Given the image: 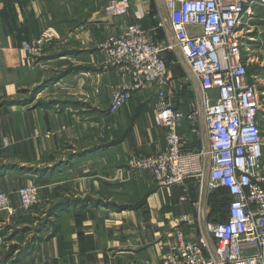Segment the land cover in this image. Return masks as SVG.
I'll return each mask as SVG.
<instances>
[{
  "label": "crops",
  "instance_id": "1",
  "mask_svg": "<svg viewBox=\"0 0 264 264\" xmlns=\"http://www.w3.org/2000/svg\"><path fill=\"white\" fill-rule=\"evenodd\" d=\"M106 1L0 0V163L43 160L38 163L47 167L38 178L22 174L0 179V192L18 207L17 190L32 183L46 204H60L29 253L14 264H161L178 243L177 231L214 252L206 225L217 219L215 191L206 186L200 190L194 178L182 185H158L148 172L127 171L130 157L166 147L164 129L154 121L156 93L135 91L127 105L110 113L114 89L128 78L115 69L103 70L96 47L133 21L139 6L145 12L138 20L142 27L157 43L165 35L173 43L164 0H131L126 19L107 18L102 11ZM199 30L188 27L189 32ZM40 35L60 46L33 59L20 48L21 41ZM176 50L166 51L177 55L183 71L175 76L177 65H169L168 96L175 108L188 113L199 99V84ZM259 60L264 67V58ZM59 71L67 72L29 103L5 102L23 101L25 91ZM260 125L264 131V120ZM178 132L186 150L206 145L202 109L194 119L181 120Z\"/></svg>",
  "mask_w": 264,
  "mask_h": 264
},
{
  "label": "built area",
  "instance_id": "2",
  "mask_svg": "<svg viewBox=\"0 0 264 264\" xmlns=\"http://www.w3.org/2000/svg\"><path fill=\"white\" fill-rule=\"evenodd\" d=\"M131 0H107V18L126 19ZM169 14L173 43H157L151 31L142 27L139 6L134 20L119 26L96 47L102 52L103 70H118L128 78L118 85L109 103L116 113L127 105L135 91L156 93L154 121L164 129L166 147L155 154L130 157L128 172L145 171L158 185H182L197 179L199 189L223 186L230 200L225 219L209 222L206 230L214 240V252L205 244L185 240L176 232L178 243L165 253L161 264H264V131L260 125L264 87L260 74H249L259 56L247 46L257 21H264L255 8L264 9V0H164ZM199 32H189L188 27ZM155 31L156 29L153 28ZM53 41L40 35L21 41L20 48L31 58L46 54ZM177 49L199 84L198 101L188 113L174 107L168 96L171 70L163 53ZM173 64H176L173 62ZM202 109L207 144L196 151L186 150L178 126L194 119ZM209 166H207V162ZM207 177V179H206ZM18 207L10 195L0 192V213L8 217L17 210L31 209L39 188L26 184L17 190Z\"/></svg>",
  "mask_w": 264,
  "mask_h": 264
},
{
  "label": "rangeland",
  "instance_id": "3",
  "mask_svg": "<svg viewBox=\"0 0 264 264\" xmlns=\"http://www.w3.org/2000/svg\"><path fill=\"white\" fill-rule=\"evenodd\" d=\"M255 10L257 12H259L260 16L264 17V9L263 8H255ZM157 20H158V23L162 22V19L160 16H159V19L157 17ZM257 25H258V27H255V29L252 33L253 39L250 41L248 39H246V42H247V46L250 49H253V52L256 55H259L260 58H262V57L264 58V21H262V20L257 21ZM167 38H169V36L165 35L164 38L162 39V41H160V42H162V44H167L168 43ZM52 46L59 48L60 45L52 44L50 47H52ZM177 52H179V51L176 50V54H177ZM179 56H180L179 58L184 63V60H183L181 54ZM171 61L176 63V65H177L176 67L180 71H183V66L180 63V60H178L177 55L173 56ZM171 61H170V63H172ZM66 72L67 71H63V72L59 71V72L53 73L49 77L40 81V83H38L35 86L41 88V86L43 85L45 80H47L49 82H48L46 87L39 89V91L37 93H40L43 90H46L47 88L54 86L55 83L57 81L61 80V78L63 77L62 73L66 74ZM263 78H264V76H263ZM25 92L26 93H24V94L27 98L24 99L23 101L26 103H29L30 99L32 97L34 98V96H35V95L33 96L34 90L32 88L31 90L29 89ZM46 96H48V94H45V96L41 99L45 100ZM33 98H32V100H33ZM24 102H21V103H24ZM7 103L11 104L12 101H7ZM53 103H55L54 100L47 102V105H51ZM260 114L262 117H264V98L262 101ZM27 160H29V159H27ZM12 161L13 160H5V162H12ZM42 161H33V162L29 161V163L27 165L34 168V170H32V172H34V173H22V172H18L16 169L9 168V169H4L0 172V179H3L4 177H7V176H12V177L20 176L22 174H28V176H33V177H37V178L44 176L46 173L47 167L42 166V164H40ZM1 162H3V161H1ZM38 162H40V163H38ZM216 188H218V187H215L213 189V191H215ZM40 194H41V192L39 193L38 202L33 206V208H31L29 210L19 211L12 218H9L6 212L0 213V241H1L0 255H2L4 253H5L4 255H6L7 251L8 252L12 251V245H16L17 248L18 247L21 248V247H24L28 242L32 241V238L35 237V238H37L36 240H38L40 238V232L47 227V226L45 227L46 224H44V221H51L50 216H48V212H47V210H49L50 205L45 203L44 196H41ZM221 203H222V200L218 199L217 204H220L219 206H221ZM225 206H226V204H225ZM222 213L223 212L220 209V215H222ZM51 215H52V213H51ZM3 219H5L6 221H3ZM222 220H224V219H221V220L219 219V220H217V222H220ZM43 224H44V226L38 231V227L42 226ZM45 233L46 232H44V234H41V237H44L43 235H45ZM13 255L15 257L17 255V251H15L13 253ZM25 256L21 257L20 260L23 259ZM4 264H11V263L9 261V262H5Z\"/></svg>",
  "mask_w": 264,
  "mask_h": 264
},
{
  "label": "trees",
  "instance_id": "4",
  "mask_svg": "<svg viewBox=\"0 0 264 264\" xmlns=\"http://www.w3.org/2000/svg\"><path fill=\"white\" fill-rule=\"evenodd\" d=\"M172 57H173V54L171 52L164 51L163 58L165 59V61H166V63H167L169 68H170V66H169L170 64L172 66L176 65V64L170 63ZM248 72L251 75H253V74H262L264 76V68L262 66H260V65L252 64L251 66H249ZM174 74H175V76H178V74H182V71H180L178 68H175L174 69ZM48 82L49 81L45 80L43 85L41 86V88L35 86L33 88V90H34L33 96L39 91V89H42V88L46 87ZM260 89L263 90L264 87L261 86ZM32 98L30 99V101L32 100ZM7 101H12V103H17V104H20L21 102H24V101H16V100H7ZM7 101H5V102L7 103ZM24 103H26V102H24ZM263 156H264V153H263ZM60 162L61 161H59V163ZM9 168L16 169L18 172H22V173H34V172H32V170H34V168L31 167V166H28V165H20V164L13 163V162H1L0 163V172L2 170H4V169H9ZM215 192L218 195V199L222 200V203H221V206H219L220 204H217V202L215 203V206H217L216 207V211H215L217 219L216 218L213 219V222H217V220H219V219L220 220L221 219H225V216L220 215V209H221V211L223 209L225 210V208H226L225 204L228 203L229 200H230V195L228 193V190L225 187L219 186L218 188L215 189ZM51 206L52 205H50L49 210H47L48 216H50L51 213H54V212H56L57 210L60 209V204H58L57 206L53 205V207H51ZM15 215L16 214L11 215V216H9V218L14 217ZM45 222L46 221H44V224H46ZM44 224L42 226L38 227V231L44 226ZM36 239L37 238H35V237L32 238V241L28 242L24 247H21V248H19V247L17 248L16 245H12V251H10V252L7 251L6 255H4L5 253L0 255V264H4L5 262H9V261H10L11 264L19 262L21 257H23V256H25V255H27L29 253V251L31 250V248H32L34 242L36 241ZM15 251H17V255L14 257L13 253Z\"/></svg>",
  "mask_w": 264,
  "mask_h": 264
}]
</instances>
